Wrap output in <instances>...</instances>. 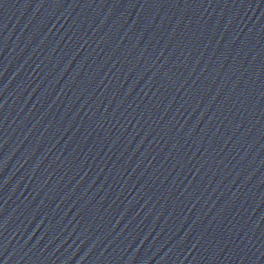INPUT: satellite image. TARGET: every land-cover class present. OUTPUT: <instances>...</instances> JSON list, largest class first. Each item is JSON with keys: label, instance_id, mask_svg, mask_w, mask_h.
I'll return each instance as SVG.
<instances>
[{"label": "water", "instance_id": "obj_1", "mask_svg": "<svg viewBox=\"0 0 264 264\" xmlns=\"http://www.w3.org/2000/svg\"><path fill=\"white\" fill-rule=\"evenodd\" d=\"M0 264H264V0H0Z\"/></svg>", "mask_w": 264, "mask_h": 264}]
</instances>
